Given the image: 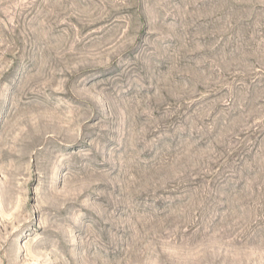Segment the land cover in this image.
Masks as SVG:
<instances>
[{
    "label": "rangeland",
    "instance_id": "obj_1",
    "mask_svg": "<svg viewBox=\"0 0 264 264\" xmlns=\"http://www.w3.org/2000/svg\"><path fill=\"white\" fill-rule=\"evenodd\" d=\"M0 264H264V0H0Z\"/></svg>",
    "mask_w": 264,
    "mask_h": 264
}]
</instances>
